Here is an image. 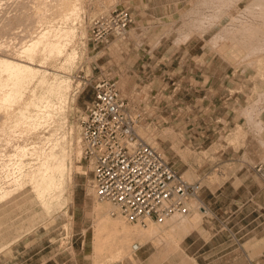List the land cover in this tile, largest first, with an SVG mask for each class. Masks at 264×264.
Returning a JSON list of instances; mask_svg holds the SVG:
<instances>
[{"label": "rangeland", "instance_id": "374dc122", "mask_svg": "<svg viewBox=\"0 0 264 264\" xmlns=\"http://www.w3.org/2000/svg\"><path fill=\"white\" fill-rule=\"evenodd\" d=\"M255 1L259 4L256 5ZM259 1L77 0L81 16L76 23L78 30L68 45L78 52L77 61L71 70L68 69L69 73L60 68L63 59L52 55L39 66L47 70L49 81L54 79V74L71 77L70 105L66 112L57 115V119L64 124L59 135L70 134L72 126L75 128L74 136L77 138L80 135L78 118L85 114L87 100L93 94L91 86L84 87L80 94L77 92L80 75L90 74L92 82L102 73L110 72V76L118 81L122 94L133 99L136 107L142 111L139 134L147 137L145 139L150 144L159 147L174 168L188 180L200 181L203 186L219 182L225 172L226 166L223 165L227 162L222 156L224 150L226 154L231 150L232 155H238L251 133L259 138L262 134V126L254 122L258 115L254 108L264 104V62L260 66L257 59L260 48L264 52V40H259L264 39V17L261 19L258 16L264 13V2ZM60 2L62 0H0V24L5 27L10 23L13 27L15 25L13 32L16 33L13 36V27H6V35L12 36L1 37V43L11 37L14 43L13 40L10 43L18 48L24 39L33 35L34 28L38 30L37 27L40 29L53 23L64 25V21L60 20ZM55 4L59 6L58 11ZM115 6L131 8L136 16L135 23L130 26L125 38H112L109 43L95 45L90 39L91 19ZM25 8L30 9L28 14L27 11L24 13ZM21 12L24 16L28 15V19L24 17L25 21L27 19L25 24ZM6 15L10 18L6 19L9 23L3 20ZM18 15L22 23L18 22ZM69 21L72 23L73 19ZM29 24L27 30L33 31L25 32V26ZM251 29L260 30L259 33L253 31L257 37ZM241 30L243 33L250 30V33L246 31L247 34L241 35ZM251 33L255 36L254 40H251ZM259 41V44L263 42V47L258 49ZM253 43L255 49L259 50L257 53ZM37 79L30 80L25 89L27 97H36V101L45 90L42 83L38 86ZM30 109L32 116L36 114L37 108L32 106ZM239 127L240 132L235 133ZM37 132L25 138L32 137L29 141H38L40 135L47 134L45 128ZM13 136L19 137L17 133ZM23 138L19 137L18 142H23ZM9 150L13 154L11 147ZM76 150L71 157L74 162L72 182L66 181L61 188L62 193L60 190L58 192L66 198L63 207L56 205L55 199L52 201L55 206L50 209L46 207L31 185L24 189L18 185L17 189L15 184L9 186L12 192L0 201V264H40L45 261L46 264L94 263L92 246L96 214L92 210L95 201L100 199H96L94 194L91 164L84 154L78 159ZM243 159L250 160L246 154ZM227 165L234 167L236 164ZM7 169L8 175L5 171L0 173V186L3 187H8L12 180L10 175L18 174L17 167L8 166ZM11 170L14 172H9ZM185 171L191 175L185 174ZM205 210L206 204L201 210H192L187 214L193 217L201 211V220L192 230H201L205 219L212 215ZM187 215L179 216L186 218ZM127 222L130 225L139 224ZM157 241L150 240L143 248L153 250L157 247L161 250L170 246L168 256H158L156 260L160 262L157 264L166 263L171 254L180 256V245L171 247L170 240ZM241 246L246 250L251 249L247 241H243ZM138 253L136 251L134 255L136 260L128 257L114 264H126L129 260L139 264ZM256 253L258 250L253 252V256ZM192 260L186 258L179 264H188Z\"/></svg>", "mask_w": 264, "mask_h": 264}, {"label": "bare ground", "instance_id": "6f19581e", "mask_svg": "<svg viewBox=\"0 0 264 264\" xmlns=\"http://www.w3.org/2000/svg\"><path fill=\"white\" fill-rule=\"evenodd\" d=\"M260 1H262V3L264 2V0ZM60 3H62V6L61 4H59L62 8L57 6V4L55 5L57 7V11L59 7L61 11L60 20H63L65 24L56 25L57 23L47 24L45 22L47 26L45 25V27H43L40 25L42 28L40 27L39 29V27H37L38 30L34 28L35 31H33L27 30L31 24V21H29V26H25V32L33 31V35L30 34L29 37V35L26 34V37H29V39H24L25 41L21 40L23 42H21V44L19 43L20 46L18 48L16 44L12 45L10 43V41L12 42L13 40L11 37L7 39L12 35H6L5 32L7 31L4 32V30H6L9 26V21H7L6 19L10 20V18H8L7 15L6 18H3V20L8 22V26H6L7 28L0 24V27L2 26V28H4H1L0 30V40H2L1 37H4L5 35L7 36V38L4 39V43L7 44V46L5 44L4 49H2L4 43L3 41L2 43L0 41V173L5 171L8 166L18 168L16 169L18 170V174H14L13 176L10 175V178L12 180L10 182L8 181V187L0 186V201L1 199L3 200L4 197L6 198L7 196H9V193L12 192V190H10L12 188L9 187L10 185L12 186V184H15V187L17 189H19L18 187H20V189H24L28 185H31L32 190L38 194V197H40L46 207H48L49 209L53 207L54 204H52V201L54 199V203L57 202L56 205L58 204V206L63 207V205L66 203V198H63V196L58 192L59 190L61 192V188L65 186L64 184L66 181L72 182L74 162L71 157L73 155V151L76 150L75 148H77L75 152L78 159L82 158L83 152L81 150V138L80 135H77V138L74 136L75 128L72 126L71 132L70 134H68L69 136L65 133L59 135L64 128V124H62V122L57 119V115L66 112V108L70 105V94L72 91L71 77L69 75L58 76L57 74H54V79H51L52 81H49V73L47 72V70L41 69L39 67L42 66V63H45V59L48 56L52 55L54 57H60L63 59L60 63V68L64 70V72L66 71V73H69L68 69L74 66V63L77 61V58L79 56L78 52L74 48L68 47V45H70V38L75 36L78 30V26L76 25V23L81 16V8L78 6L77 0H62V2ZM26 4L27 2L25 3V5ZM257 4L259 3H256V5ZM259 6L262 9V4ZM32 7L33 6H31V8ZM41 7H43V5H41ZM38 9L39 8H37V10ZM29 10L30 9H26L24 13L27 11L28 14ZM22 12V20L25 21L24 17L27 18L28 15L24 16V13ZM31 12L29 14H31ZM41 15H43V13ZM261 15L258 16L262 19L264 16ZM9 16H11V14ZM17 18L19 19L21 17H19L18 15ZM70 19H73L72 23H69ZM3 20L1 19L2 23ZM33 20L35 21L34 18ZM26 21L23 23L25 24ZM42 21H44L43 18ZM18 22H21V19H19ZM18 22L17 24L20 25ZM32 23L34 22L32 21ZM10 26L9 29L13 27ZM14 27L11 28L12 32L13 29H15ZM18 27L19 26H17V28ZM34 27H36V23L34 24ZM249 31L248 34L250 33ZM253 31L259 33L258 31L260 30L255 31L251 29V32L253 33V35H255ZM35 32L36 35H34ZM238 33L240 34V30L238 31ZM244 33L242 31L241 35H244ZM252 33L250 37L251 40H254V37H257V35L253 37ZM12 34L14 36V34L16 33L13 32ZM256 40L258 41V39ZM259 40L263 41L264 39L262 38ZM250 41L248 42L249 44L252 43V41L251 43ZM260 41L258 42V49L259 47H263V42L259 44ZM254 50H257L255 49V45ZM258 51L259 50L255 52L257 53ZM260 51L261 53H258L257 59L259 65L261 66L264 62V52L262 48H260ZM36 77H38L39 79L38 86L39 83H42L43 85L41 86H43V89L45 87V90H42L41 94L38 93V95L40 94L39 97H37L38 101H36V97H27L28 95H26L25 90L29 86L27 83L30 80H34V78ZM77 89H79V87ZM32 106L37 108V112L33 116L30 112V108ZM65 118L67 121V116H65ZM41 128H45L47 134H42V136L40 135V139L38 141H29V139H31L32 137L25 138V136H29L34 132H40ZM240 130L241 127L237 128L235 133H239ZM148 132V135H150V131ZM15 133H17L19 137L25 138H23V142H20V139V141L18 142L19 137L17 138L16 136L15 138L13 136ZM10 147L11 151H13V154H10ZM12 155H14V157H12ZM83 171L84 173H87V171ZM9 172L14 171L11 170ZM8 174L9 173H7L6 175ZM185 174L189 176L191 175L189 171H185ZM14 189L15 188H13V190ZM194 204L197 209L195 210V208H193V210L196 212L197 210L199 211V209L201 210V207L205 205L201 198H197ZM112 210L113 205L108 201L102 202L101 200H96L94 203L92 211L96 214V219L92 246V260H94L93 264H114L117 261H121L128 257L134 258L136 250L139 247L147 244L150 240L157 239V242H161L162 240H170L171 247H178L182 239L188 233H190L194 225L199 220H201L200 211L198 214H194L193 217H188L187 215L186 218H182L180 217L181 215L179 216L176 214L163 220L151 219L144 225L140 224V226L139 224L130 225L120 215L114 217L111 214ZM48 211L49 210L47 209V212ZM205 211L207 213L210 212L208 207ZM165 247H167V249L163 248L161 250H158L157 253L153 256H168V254L170 253V246Z\"/></svg>", "mask_w": 264, "mask_h": 264}, {"label": "built area", "instance_id": "2783aa9c", "mask_svg": "<svg viewBox=\"0 0 264 264\" xmlns=\"http://www.w3.org/2000/svg\"><path fill=\"white\" fill-rule=\"evenodd\" d=\"M135 21L131 8L115 6L91 19L90 39L99 45L125 38ZM80 77L77 92L86 86L93 91L78 126L97 198L113 205L112 215L141 225L151 219L189 214L200 198L202 183L185 178L159 147L139 134L142 111L122 94L110 72L92 82L90 74ZM256 168L261 171L263 166Z\"/></svg>", "mask_w": 264, "mask_h": 264}, {"label": "crops", "instance_id": "0c3cea01", "mask_svg": "<svg viewBox=\"0 0 264 264\" xmlns=\"http://www.w3.org/2000/svg\"><path fill=\"white\" fill-rule=\"evenodd\" d=\"M254 109L259 115L254 122L262 126V138L251 133L238 155L224 150L222 156L227 162L221 180L212 186L204 185L200 192L212 215L206 216L201 230H192L182 239L180 256L171 254L164 264H179L186 258L193 259L188 264H264V104ZM245 154L252 162L243 159ZM231 163L236 165L227 167ZM259 165L263 166L261 171L256 168ZM243 241L251 249L243 248ZM147 244L136 250L137 261L157 264L160 261L153 255L158 248L143 249ZM256 250L258 254L253 256Z\"/></svg>", "mask_w": 264, "mask_h": 264}]
</instances>
